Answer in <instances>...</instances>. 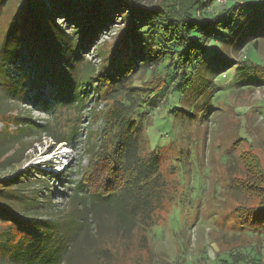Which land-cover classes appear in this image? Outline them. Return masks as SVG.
I'll use <instances>...</instances> for the list:
<instances>
[{"label":"trees","instance_id":"obj_1","mask_svg":"<svg viewBox=\"0 0 264 264\" xmlns=\"http://www.w3.org/2000/svg\"><path fill=\"white\" fill-rule=\"evenodd\" d=\"M205 1L190 0L187 6L180 7V0H172L169 8L162 11L156 5H136V0H0V105L3 100L13 99L31 102L47 111L51 97L56 107L72 104L84 109L86 103L83 107L82 103L92 96L111 98L115 104L107 114L108 129L101 144L92 150L95 166L103 169V175L89 181L91 172L85 182L75 184L66 196L67 206L57 207L56 188L47 182H71L62 171L36 168L38 175L33 180L28 178L29 169L0 176V264H70L76 252L97 247L100 233L106 232L102 222L105 210L116 218L117 231L128 232L137 223L150 225L155 211L164 207L165 193L157 158L141 155L142 127L138 117L144 116L142 112L154 93L168 82L174 81V86L178 80H185L186 66L208 51L209 40L229 36L250 40L255 34L253 27L240 33L234 26L264 10L251 0H230L221 9L219 0ZM82 3L90 5L88 15L80 14ZM126 7L127 14L123 12ZM117 16L125 19L126 31L119 45L106 52L97 36ZM87 19L88 26L81 27ZM92 42L97 46V62L81 53ZM35 49L36 53H32ZM23 60L27 69L21 80L18 75L9 79L7 61ZM138 71L154 75L159 82L149 86L145 95L142 85L128 83ZM25 81L30 82L29 87ZM47 86L50 88L45 95ZM28 89L35 90L31 98L26 95ZM8 103L5 102L7 109ZM4 112L0 106V113ZM11 117L19 130L9 137L4 132L0 134V159L9 151L5 150L8 145L19 146L2 159L0 163L6 165L0 169L9 167L20 147L27 149L22 146L24 136H29L24 130L35 131L32 126L54 144L68 141L72 145L76 137V131L64 136L56 134L45 124L21 114ZM245 163L248 170L244 180H233L235 190L255 193L259 200L250 207L236 204L233 213L244 231L259 235L264 242V173L257 159ZM251 249L249 254L240 249L222 253L227 259L220 257L218 264H264L260 261L264 252Z\"/></svg>","mask_w":264,"mask_h":264},{"label":"rangeland","instance_id":"obj_2","mask_svg":"<svg viewBox=\"0 0 264 264\" xmlns=\"http://www.w3.org/2000/svg\"><path fill=\"white\" fill-rule=\"evenodd\" d=\"M251 1L264 8V0ZM171 2L136 0V5H156L163 11ZM189 2L180 0V7ZM218 2L221 9L230 0ZM80 6L83 8L80 14L90 13V5L82 3ZM123 10L127 14V7ZM89 22V19L84 20L81 27L88 26ZM248 26L255 32L250 40L231 36L209 40L208 51L186 66L185 80H178L174 86H171L174 81L168 82L154 93L142 112L144 116L138 117V125L142 127L140 152L142 156L153 155L158 160L164 207L155 211L150 225L137 223L125 233L114 228L116 218L105 210L102 222L106 232L100 233L97 247L76 252L70 264H218L220 257L227 259L222 253L230 250L240 249L249 254L253 247L263 254L262 238L244 231L233 213L236 204L250 207L259 200L255 193L235 190L233 180H244L245 170H248L246 160L250 163L257 159L264 173V10L241 19L234 27H239L241 33ZM125 31V19L117 16L101 36H97V41L106 52L112 51ZM96 47L92 42L81 53L91 62H97ZM34 52L36 49L32 50ZM26 66L25 60L7 61L9 79L18 75L21 80ZM130 78L129 85H142V91L146 90L144 95L149 86L159 84L154 75L141 71ZM24 85L29 87L30 82L25 81ZM49 88H45V95ZM91 88L89 86L92 91ZM34 92L28 89L27 97L31 98ZM136 98L140 97L136 95ZM48 100L47 111L31 102L3 100L0 106L5 112L0 113V134L4 132L9 137L18 132L11 116L21 114L45 124L56 134L64 136L76 131L72 145L68 141L54 144L51 138L36 133L39 129L32 126L35 131L24 130L25 134L29 133L24 136L26 142L22 145L27 149L20 147L9 167L0 169V176H12L29 169L28 178L33 180L38 175L36 168L62 171L72 183L59 184L47 179L56 188L54 202L61 208L68 205L66 196L72 193L75 184L85 182V176L92 172L88 180L95 181L96 176L103 175V169L95 166L92 150L101 144L102 135L108 129L105 120L110 114H107L115 104L111 98L103 96L98 99L92 96L90 101L82 103V107L86 103L84 109L72 104L56 107L53 98L48 97ZM5 102H9L8 109ZM18 146L8 145L5 150L9 151L3 158L15 152ZM2 153L0 150V155ZM5 165L0 163V168ZM249 168L251 170L252 166ZM261 259L264 263V255Z\"/></svg>","mask_w":264,"mask_h":264}]
</instances>
